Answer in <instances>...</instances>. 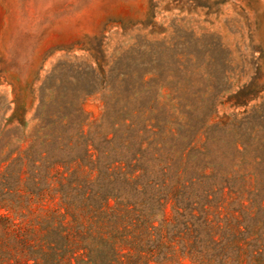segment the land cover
Returning <instances> with one entry per match:
<instances>
[{
  "label": "rangeland",
  "instance_id": "rangeland-1",
  "mask_svg": "<svg viewBox=\"0 0 264 264\" xmlns=\"http://www.w3.org/2000/svg\"><path fill=\"white\" fill-rule=\"evenodd\" d=\"M152 4L155 26L149 25ZM144 23L148 25L142 29ZM149 30L159 31L155 37L163 42L160 73L155 77L150 64L145 70L146 78L153 79L151 96L168 103L178 84L204 89L215 97V102H194L217 105L210 117L218 129L217 140L208 159L231 172L237 182L261 188L257 200L264 196V0H0V201L10 205L8 211L0 208V213L11 219H0V264H49L64 246L82 247L75 249L82 261L71 259L73 264H238L239 260L246 264L251 260L244 250L222 248L221 243L198 237L190 221L186 228L180 225L181 217L173 207L181 210L183 204L173 200L164 218L154 221L157 228L139 229L125 213L109 207L98 214L59 218L56 208L78 198L75 188L85 185L87 196L103 185L97 170L76 160L68 166L49 167L46 182L35 178L44 188L42 195L30 191L35 183L30 154L37 159L41 152L44 162V157L69 160L84 153V138L78 132L84 117L77 111L80 102L89 113L85 133L89 132L93 143L100 142L94 128L103 102L98 95L82 99L88 86L96 87L94 76L66 67L53 72V68L75 57L87 59L82 48L93 47L101 36L109 53L121 48L132 57V45ZM204 51L212 58L211 68L194 57ZM60 79L67 80L59 92L74 107L58 108L59 98L48 110L52 120L71 112L73 123L63 136L45 135L40 128L45 108L39 111V105ZM237 102L247 103L237 106ZM194 116L198 120L202 115ZM46 138L51 140L44 145ZM186 142L171 143L180 149ZM181 155L177 152L174 157ZM155 157L165 153L151 149L145 161L156 162ZM37 197H42L44 206ZM108 205L113 206L114 200ZM229 207L228 203L220 206L219 214L209 216L210 223L225 226ZM259 222L264 223V216ZM60 227L62 238L55 235L52 240L57 243L47 242L51 228ZM214 240L219 241V236ZM31 248L42 254L35 262L27 258ZM55 262L68 264V258L58 256Z\"/></svg>",
  "mask_w": 264,
  "mask_h": 264
},
{
  "label": "trees",
  "instance_id": "trees-1",
  "mask_svg": "<svg viewBox=\"0 0 264 264\" xmlns=\"http://www.w3.org/2000/svg\"><path fill=\"white\" fill-rule=\"evenodd\" d=\"M154 7L152 4L149 10V25L152 26L157 24L154 21ZM146 25L144 23L142 29ZM155 33L159 31L141 33L140 40L131 47L132 57L121 48L109 53L104 42L105 36H101L95 39L93 47L82 48L88 53L87 59L77 61L79 58L75 57L53 68V72H60L66 67L68 70L76 69L77 74L90 73L94 76L96 87L88 86L82 99L98 95L103 102L101 119L94 128L100 142L93 143L89 132L85 133L84 126L88 122L89 113L84 109L83 102H80L77 111L84 117L78 123V132L84 138V153L69 160H47L44 157V162L41 161V152L37 153V159H31L30 154L31 178L35 182L30 191L37 196L42 195L44 188L40 187L41 182L35 178L46 182L49 167L68 166L76 160L90 170H97L103 185L87 196L85 185L75 188L74 193L79 199L60 203L56 208L59 218L66 215L77 218L81 212L98 214L103 211V207H109L125 213L135 221L134 225L139 229H145L147 225L157 228L154 221L164 218L166 206L173 200L183 204L181 210L175 205L173 207L181 217L180 225L186 228L190 221L198 237L204 236L214 244L221 243L222 248L229 246L237 251L244 250L251 257L246 264H264V223L259 222V218L264 216V196L257 200L261 188L237 182L231 172L216 167L208 159L212 153L211 145L217 140L214 133L218 129L210 123V117L216 114L217 105L197 106L194 102H215V97L204 89L178 84L166 101L168 103H161L158 95L150 94L153 79L146 78V66L150 64L151 69L157 73L154 76H158L163 52V42L155 37ZM194 57L204 63L206 68L213 67L212 58L206 51ZM130 59H133V66H130ZM179 72L177 70L175 73L179 76ZM65 80L54 82L48 94H44L41 99L39 111L43 108L45 111L41 116L43 121L40 128L45 131V135L50 133L63 136L67 126L73 123L71 112L67 111L64 116L52 120L48 110L50 105L57 104L55 101L59 98L62 102H58V108L66 111L74 107V102H68L64 98L65 94L59 92ZM45 99L51 101L46 103ZM246 103L237 102V106ZM196 112L202 115L198 120L194 116ZM50 140L44 139L43 144H48ZM173 140L187 142L179 149L176 143H171ZM151 149L165 153V157H155L152 160L156 162H146L147 152ZM177 152L182 154L179 158L174 157ZM69 175L73 176L74 173ZM37 199L41 206L45 205L42 197ZM111 199L114 200L113 206L108 205ZM226 203L230 207L225 226L211 224L209 216L219 214L220 206ZM0 208L8 211L10 205L0 201ZM0 219L11 220L6 213H0ZM61 228L47 231V242L51 240L57 243L52 239L55 235L62 238L59 236ZM215 236H219V241L214 240ZM75 249L82 247L64 246L60 254H55L53 262L48 263L56 264L58 256L66 255L68 264H73L71 259L79 260L82 256L75 254L79 252ZM53 250L57 251L55 247ZM40 253V250L31 248L27 258L35 262L42 255ZM238 264L244 262L239 260Z\"/></svg>",
  "mask_w": 264,
  "mask_h": 264
}]
</instances>
